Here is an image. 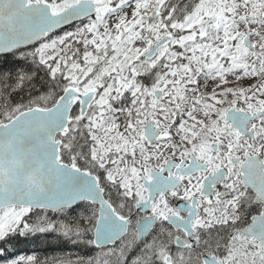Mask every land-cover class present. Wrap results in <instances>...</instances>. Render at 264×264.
<instances>
[{"label":"snow or ice","instance_id":"1","mask_svg":"<svg viewBox=\"0 0 264 264\" xmlns=\"http://www.w3.org/2000/svg\"><path fill=\"white\" fill-rule=\"evenodd\" d=\"M0 264H264V0H0Z\"/></svg>","mask_w":264,"mask_h":264},{"label":"trees","instance_id":"2","mask_svg":"<svg viewBox=\"0 0 264 264\" xmlns=\"http://www.w3.org/2000/svg\"><path fill=\"white\" fill-rule=\"evenodd\" d=\"M70 248V246H69ZM22 252L25 254H33V252H35V254L40 255L41 258H43L44 256H52V255H60V254H68V249H64L63 252L54 250L52 248H48L44 245H41L39 247L36 246H22Z\"/></svg>","mask_w":264,"mask_h":264}]
</instances>
